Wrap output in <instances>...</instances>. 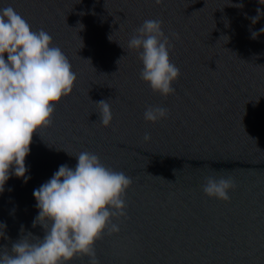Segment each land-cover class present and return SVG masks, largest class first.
I'll return each mask as SVG.
<instances>
[{
	"label": "water",
	"instance_id": "95a60500",
	"mask_svg": "<svg viewBox=\"0 0 264 264\" xmlns=\"http://www.w3.org/2000/svg\"><path fill=\"white\" fill-rule=\"evenodd\" d=\"M9 5L51 34L77 79L33 134L30 179L12 176L0 193V251L43 237L33 190L90 151L132 178L126 216L113 218L119 232L95 242L99 264H264V14L251 21L264 0H0ZM145 19L162 21L180 69L167 97L141 80L139 50L128 48ZM148 106L169 115L146 121ZM208 177L234 179L229 200L204 193Z\"/></svg>",
	"mask_w": 264,
	"mask_h": 264
},
{
	"label": "clouds",
	"instance_id": "9594fccd",
	"mask_svg": "<svg viewBox=\"0 0 264 264\" xmlns=\"http://www.w3.org/2000/svg\"><path fill=\"white\" fill-rule=\"evenodd\" d=\"M262 14L257 9L252 23ZM259 33H264V27ZM251 36L255 39L258 33L252 31ZM171 47L159 19H145L128 41L129 49L139 50L141 80L164 97L175 92L172 84L180 75L170 60ZM76 79L68 57L52 44L49 32L33 30L11 5L0 7V193L12 176L25 183L30 179L25 160L33 134L39 135L52 123L56 104L71 93ZM94 103L101 125L109 127L113 120L109 99ZM168 115V109L161 106H148L144 111L149 122ZM144 139L149 140L150 135L146 133ZM73 157L77 160L74 168L60 165L50 179L33 190L38 209L33 226H42L43 237L31 240V233L22 235L12 243L10 252L0 251V264H67L83 257L89 264H99L95 242L105 230L119 232V223L113 218L126 216L123 196L132 178L106 166L94 152L82 151ZM235 186L231 177H208L203 191L227 201ZM0 226L6 228L4 223Z\"/></svg>",
	"mask_w": 264,
	"mask_h": 264
}]
</instances>
